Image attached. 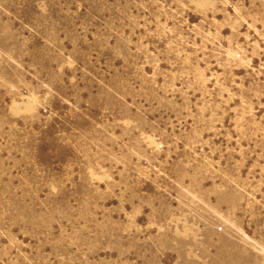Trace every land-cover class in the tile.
I'll return each instance as SVG.
<instances>
[{
	"label": "rangeland",
	"instance_id": "obj_1",
	"mask_svg": "<svg viewBox=\"0 0 264 264\" xmlns=\"http://www.w3.org/2000/svg\"><path fill=\"white\" fill-rule=\"evenodd\" d=\"M0 264H264V0H0Z\"/></svg>",
	"mask_w": 264,
	"mask_h": 264
}]
</instances>
